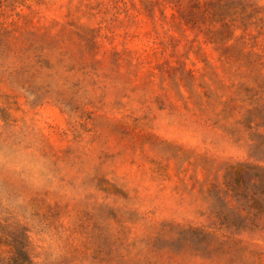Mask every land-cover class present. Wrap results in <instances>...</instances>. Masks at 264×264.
<instances>
[{
	"label": "rangeland",
	"instance_id": "1",
	"mask_svg": "<svg viewBox=\"0 0 264 264\" xmlns=\"http://www.w3.org/2000/svg\"><path fill=\"white\" fill-rule=\"evenodd\" d=\"M242 164L264 0H0V264H264Z\"/></svg>",
	"mask_w": 264,
	"mask_h": 264
},
{
	"label": "trees",
	"instance_id": "2",
	"mask_svg": "<svg viewBox=\"0 0 264 264\" xmlns=\"http://www.w3.org/2000/svg\"><path fill=\"white\" fill-rule=\"evenodd\" d=\"M247 170V181L250 180V174H252L253 176H256L257 178H261L263 179L264 175L263 173H261L262 168H259L257 166H253L250 164H242L239 167H237L236 169V175L237 178L242 180L243 179V175ZM260 180V179H259ZM223 219H225V217H223ZM14 254H15V259H22L23 261L27 262V253L25 251H23L22 249L16 247L14 250Z\"/></svg>",
	"mask_w": 264,
	"mask_h": 264
}]
</instances>
